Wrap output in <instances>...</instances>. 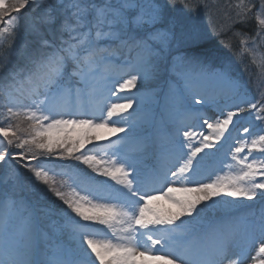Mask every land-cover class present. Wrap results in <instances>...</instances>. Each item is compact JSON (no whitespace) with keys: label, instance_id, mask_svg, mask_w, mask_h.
I'll list each match as a JSON object with an SVG mask.
<instances>
[{"label":"snow or ice","instance_id":"snow-or-ice-1","mask_svg":"<svg viewBox=\"0 0 264 264\" xmlns=\"http://www.w3.org/2000/svg\"><path fill=\"white\" fill-rule=\"evenodd\" d=\"M177 2L186 13L196 10L189 0H0V45L16 53L15 62L0 61L4 227L11 210L23 208L29 240L45 220L49 235L70 237L43 259L29 244L6 251L0 264H264V206L201 226L205 214L264 205V133L252 137L249 122L232 136L246 113L264 122V101L244 99L227 70H209L205 33L175 14ZM227 7L219 34L238 38L256 63L264 0ZM148 81L157 82L151 99L164 102L166 126L154 136L138 132L156 127L140 94ZM224 85L228 99L239 101L234 106L221 107L207 90ZM209 105L219 109L211 121L200 114ZM129 145L134 152L125 151ZM213 150L222 152L223 168L239 173L200 178ZM148 153L156 164L145 170L139 160ZM53 158L76 162L62 173L73 181L70 194L45 167ZM81 165L86 183L75 171ZM22 170L34 180L26 184ZM36 181L46 188L33 192ZM30 193L47 199L31 203Z\"/></svg>","mask_w":264,"mask_h":264},{"label":"rangeland","instance_id":"rangeland-1","mask_svg":"<svg viewBox=\"0 0 264 264\" xmlns=\"http://www.w3.org/2000/svg\"><path fill=\"white\" fill-rule=\"evenodd\" d=\"M217 1H219V2H217L218 5H215V3H216L215 2V3H212L211 4L212 6H211L210 2H212V0H210V1L208 0L207 2H209V3L207 4V6L206 7L203 6L205 8L201 7L202 10L199 9V11L202 14L204 13L203 14V19L210 21V26H214V19H216V21L219 22V25H221V27L223 28V26L227 22L226 19H225V13L229 11L227 5H228V3H230V1L229 0H217ZM236 2H237V0H236ZM178 6L183 8V6H181V4L179 2H177L176 7L174 9L175 14L182 15V16H188V14H186V12H183L182 10H180V8ZM207 17H209V19H207ZM237 27L239 28V26H237ZM199 29L201 30V27H199ZM221 38L222 39H220V41L216 43V44H218L220 46L221 52L227 51L229 49L228 47H230L231 50H233L235 52H233V54L230 53V54H232V57H228L227 53H222L221 57L218 58V61H220L223 58H225V60L227 61L228 64H230L229 60L234 62V64H231V68H234V67H237L238 69L241 68L240 70H237V71L234 72V74H236V75L232 76L234 79H236L235 76H238V75L241 77V75H242L241 71L242 70L244 72L245 70L247 71L250 68L252 69V68L258 67L259 61L261 60L262 56H264V46H261L257 50L256 56H255L257 62L254 63L253 62V56L250 55L249 53L243 51L242 46L239 44L238 38L233 37L231 33L225 34L224 36H221ZM233 39L235 40V45L233 44V42H234ZM233 55L236 56V59H234V61H233ZM229 67L230 66H228V68ZM216 68L217 69H215V70L224 69L223 67H216ZM248 79L249 78H247V82H248ZM151 86H152V84L150 83V81L145 82L144 85L141 87V93L140 94H142L144 96L145 103L152 109V111L156 112V119H157L159 117V115H160V111H158V110L160 108H163V103L164 102H163V98H159V99H157L155 101H153L151 99V97L153 96V90H151V88H150ZM207 90L209 92H213V90H214L216 99L220 102L221 107H224L226 104L234 106L236 103L239 102L238 100H229L228 99V97L230 95H232V93H230L227 90V86L226 85H224V86H216L215 89H213V86H207ZM243 90H245V89L243 88ZM133 91H135V90H133ZM246 93L247 92L245 90V93L243 92V98L247 99V100H250L249 99L250 95L247 97ZM250 98H251V96H250ZM189 102H192L191 98H189ZM195 107H200V106H195ZM200 114L202 116L208 117L210 119V121H211V119L213 118L214 114L216 116H219V109L216 108L215 106H211V105L205 106V107L200 109ZM249 122L253 123L252 137L257 136L258 133L262 134L260 128L259 127L256 128L257 127L256 124L258 123V121H253L252 115H249V114L246 113L243 116V118L239 121L237 129H233L232 136L235 137L238 134V132L242 131V126H247L249 124ZM204 130L206 131V129H204ZM138 132L141 135H143V136H146V133H147L146 131H140V129H138ZM252 137H249V138H252ZM112 139H116V137H112ZM228 143L231 144L232 140L230 139L228 141ZM129 147H131L130 152H134L135 151V145H129ZM129 147L126 148L125 151H128L130 149ZM227 150H228V145L226 144L224 150H222V151H227ZM150 157L151 156L148 153L145 156H143L139 160V162L146 161ZM222 158L223 157H221V159ZM210 162L211 163H209L207 167H204V168L201 167L202 170L205 171V173L207 171H210L213 168V166H215V162H213V161H210ZM233 168H234V170H237V168H239V167L238 166H234ZM54 181L58 182L60 186L66 185L68 187V192L71 193V188L69 187V185H71L73 183V181L71 180L70 177H68V176H66L65 178L61 177L59 179H55ZM175 186L179 187V185H175ZM58 188H62V187H58ZM158 203L164 205L165 207H169L170 206V205L167 204L166 201H159ZM221 210H223V209H221ZM6 211H8V210L0 208V225L4 224L3 221H4V217H5ZM220 211H218V212H220ZM16 212H17L16 210H13V212L11 210V219L15 218L16 214H14V213H16ZM218 212L211 213V214H216ZM211 216H213V215H211ZM18 217H20V216H18ZM210 218L211 217H207L206 219H210ZM26 219H27V217L25 216V217L21 218V220H20L21 223H24V225H23V229L24 230H23L22 234L24 235L25 238L27 237L26 234H25ZM213 219H215V218H213ZM201 226H202V228L205 229V227L203 226L202 222H201ZM55 236H59V238H58V240L56 241L55 244H60V242L63 243V244H67V243L70 242L69 234L68 235H63L61 238H60V235L56 234ZM55 236H54V238H56ZM51 241H53V240H50L48 238L43 240V243L41 244L42 246L40 247L41 248L40 251L42 253H40V254L44 255V252H48V251L50 252V250L52 248H54V246H52L53 244H51ZM0 250H1V248H0ZM12 250H14V249H8V250L3 249L1 251V254H4L6 251L12 252ZM44 257H45V255H44ZM150 264H161V263L159 261H151Z\"/></svg>","mask_w":264,"mask_h":264},{"label":"trees","instance_id":"trees-1","mask_svg":"<svg viewBox=\"0 0 264 264\" xmlns=\"http://www.w3.org/2000/svg\"><path fill=\"white\" fill-rule=\"evenodd\" d=\"M3 49H5L6 47L2 46ZM3 57L0 56V61L2 60Z\"/></svg>","mask_w":264,"mask_h":264},{"label":"bare ground","instance_id":"bare-ground-1","mask_svg":"<svg viewBox=\"0 0 264 264\" xmlns=\"http://www.w3.org/2000/svg\"><path fill=\"white\" fill-rule=\"evenodd\" d=\"M246 203H249V202H246Z\"/></svg>","mask_w":264,"mask_h":264}]
</instances>
